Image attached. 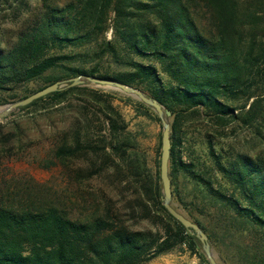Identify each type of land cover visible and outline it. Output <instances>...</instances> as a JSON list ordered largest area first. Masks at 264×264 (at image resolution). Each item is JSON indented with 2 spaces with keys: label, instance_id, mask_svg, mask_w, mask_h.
<instances>
[{
  "label": "trees",
  "instance_id": "trees-1",
  "mask_svg": "<svg viewBox=\"0 0 264 264\" xmlns=\"http://www.w3.org/2000/svg\"><path fill=\"white\" fill-rule=\"evenodd\" d=\"M35 1L39 9L24 22L15 42L0 48V92L42 81L38 92L86 75L134 87L156 100L173 118L168 176L172 200L182 208V213L179 208L177 212L213 240L175 188L181 172L195 184L202 200L225 208L232 214L225 212L227 219L242 226L246 241L237 252L241 261L264 264V159L239 156L224 164L210 146L224 185L215 189L195 171L193 162L184 163L178 155L185 139L183 122L195 114L221 126L238 121L264 139V0ZM29 10L28 0H0V29L5 13L19 19ZM109 30L112 40L105 38ZM83 46L90 50L55 54ZM82 61H90V66L65 65ZM76 95L85 100L72 111L68 124L60 128L52 124L47 135L51 144H59L51 150L52 158L71 168L79 183L114 165L118 179L126 172L133 180L134 203L123 206L127 214L115 212L108 204L103 214L85 222L71 220L54 205L0 204V264H147L184 244L201 264H209L197 251L199 241L163 207L159 174L132 152L136 139L111 96L76 86L21 110L46 102L59 105ZM16 101L14 96L8 100ZM243 101L242 112L235 115L234 104ZM136 106L147 113L143 104ZM35 141L14 128L4 132L0 124V152ZM146 222L158 229H142ZM223 232L228 234L230 227Z\"/></svg>",
  "mask_w": 264,
  "mask_h": 264
},
{
  "label": "rangeland",
  "instance_id": "rangeland-1",
  "mask_svg": "<svg viewBox=\"0 0 264 264\" xmlns=\"http://www.w3.org/2000/svg\"><path fill=\"white\" fill-rule=\"evenodd\" d=\"M53 1L63 4L69 0ZM28 2L30 10L22 14L21 18L15 19L12 13L7 12L1 20L0 48L2 50L15 42L16 34L23 30L24 22L34 16L36 9H39V3L35 0H28ZM105 38L113 39L111 30L105 34ZM89 50L90 48L83 46L78 49H63L55 54H83ZM73 63L65 65L82 68L90 66V61L86 64L83 61ZM110 67L115 66L110 65ZM64 81L66 80L59 82ZM42 86V81H36L25 84L17 90L0 92V100L5 101L4 104H0V108L9 103L11 96L20 100ZM82 87L111 96L113 106L127 124V130L136 139L132 144V152L144 157L148 169L152 173L159 174L162 128L160 121L155 120L157 117L155 112L143 104L147 113H141L136 106V103H140L138 100L115 88L91 83H85ZM80 97L76 95L71 100L54 106L46 102L28 110L19 108L0 120L4 132L14 128L20 135L26 134L38 140L32 144H16L12 149L0 152V204L14 207L28 203H34L35 206L54 205L63 210L71 220L85 222L103 214L108 204L115 212L120 213L125 212L123 206L134 203L136 191L133 180L126 172L123 179H118L114 165H110L100 176L79 183L71 172V168L62 167L56 159L52 158L51 150L59 144H51V139L47 137L48 133L52 132L51 125L58 128L64 124L67 125L72 111L85 100V97L83 99ZM244 104V101L234 104L235 115L242 112L241 108ZM249 104L250 102L246 108ZM172 121L173 118L170 117L169 122ZM183 123L182 131L185 139L178 155L184 163L193 162L195 171L209 179L215 189H220L224 185L221 174L218 173L214 160L210 156V146L213 147L215 154L221 157L224 164L233 162L239 156L264 159V139L259 138L256 131L238 121L221 126L214 124L204 115L195 114L187 116ZM261 134H264V131ZM107 151L110 150L107 149ZM81 167L85 169L84 165ZM159 186L162 191L160 180ZM175 188L190 214L199 220L207 233L211 235L213 240L210 241L208 238V241L216 263L245 264L237 254L240 246L242 247L246 241L245 235L241 234L243 228L239 222L227 219L224 215L227 212L225 208L221 209L206 198L202 200L203 195L199 194L195 184L181 172L175 180ZM171 204L175 210L179 208L182 213V208L172 200V197ZM227 213L232 215L231 212ZM141 226L142 229H158L148 222ZM227 226L230 227L228 234L223 232ZM197 251L207 261L200 242ZM147 264H201V261L198 255L193 254L188 245L184 244L156 257Z\"/></svg>",
  "mask_w": 264,
  "mask_h": 264
},
{
  "label": "water",
  "instance_id": "water-1",
  "mask_svg": "<svg viewBox=\"0 0 264 264\" xmlns=\"http://www.w3.org/2000/svg\"><path fill=\"white\" fill-rule=\"evenodd\" d=\"M85 83H91L95 85L109 86L119 90L120 92L138 100L140 103L151 108L161 123L162 136H161V154H160V166H159V177L162 184V205L168 214L175 219L179 224L185 228L191 236H194L201 244L202 251L209 264H217L208 241V237L201 230V228L195 223L188 220L182 214L177 212L171 204V182L168 176V165L170 159V122L171 113L162 107L156 100L146 96L140 90L134 87H127L123 84L112 81L104 80L97 77H90L86 75H81L73 79L66 80L64 82H56L50 86L43 88L42 90L35 92L34 94L16 101L4 105L0 108V120L6 118L12 111L26 107L36 100L46 97L47 95L53 94L55 92L72 88L76 86H83Z\"/></svg>",
  "mask_w": 264,
  "mask_h": 264
}]
</instances>
